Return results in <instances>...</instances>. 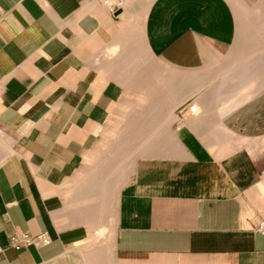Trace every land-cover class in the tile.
Segmentation results:
<instances>
[{
	"label": "crops",
	"instance_id": "obj_1",
	"mask_svg": "<svg viewBox=\"0 0 264 264\" xmlns=\"http://www.w3.org/2000/svg\"><path fill=\"white\" fill-rule=\"evenodd\" d=\"M121 3L0 0V264H264V89L226 63L232 3L152 0L140 19ZM139 105L152 129L172 112L174 138L119 167L113 143L66 199ZM44 232L49 245H11Z\"/></svg>",
	"mask_w": 264,
	"mask_h": 264
},
{
	"label": "rangeland",
	"instance_id": "obj_2",
	"mask_svg": "<svg viewBox=\"0 0 264 264\" xmlns=\"http://www.w3.org/2000/svg\"><path fill=\"white\" fill-rule=\"evenodd\" d=\"M151 1L152 0H122L121 6L129 11L136 9L138 14L137 16H139L140 19L143 13L146 12L147 6L150 5L149 3ZM230 2L234 7L237 19V37L234 44L232 45V49L226 57V63L236 65L233 67L236 69L234 74L241 77L242 83H251L254 86L256 85L257 91L263 90L264 70H261V68L264 69V62H262L264 59V33H259L260 29H264V0H257L252 3H248L244 0H230ZM136 59L137 57L133 52H131L130 55L127 56V60L129 62H133ZM231 68L228 72H232L233 69ZM138 79L142 78L138 75L136 76L133 74H129V81L130 83H132V85L134 84L135 86L138 82ZM132 88L135 89V87ZM141 101L145 102L146 99H141ZM173 115L174 114L172 112H168L162 115L161 126L164 129H152L149 128L147 122L153 121L154 117L157 115H154L152 109H147L142 105H139L138 108L127 110L123 115V119L119 118L111 121L106 129L102 132L100 142L94 153L86 160L84 167L78 172V174L70 179V182L68 183L69 191L66 194V199L72 198V195H74L78 188L77 180L87 175L88 171L94 165V162L99 155H108L113 143L114 152L118 156L116 166L119 167L122 164L120 160H127V165L131 166L133 162L135 164V160L139 157L153 154L156 151V143L158 142V139L160 137L164 136L173 139L174 137L172 132L169 129H166V127L170 125L169 121H173L175 119V116ZM127 125L130 126L129 129ZM124 134H126V136ZM119 144L121 145L119 146ZM132 171L133 169L129 172L128 178H130ZM121 187L116 192V197ZM112 195L113 194H109L107 198V202H110L111 204V201H113ZM98 235L102 236L100 234Z\"/></svg>",
	"mask_w": 264,
	"mask_h": 264
},
{
	"label": "built area",
	"instance_id": "obj_3",
	"mask_svg": "<svg viewBox=\"0 0 264 264\" xmlns=\"http://www.w3.org/2000/svg\"><path fill=\"white\" fill-rule=\"evenodd\" d=\"M108 2V0H105ZM1 18V13H0ZM197 111V107L188 106L184 104L180 107L179 113L181 117H185L187 113H195ZM258 231L264 233V221H261L257 227ZM11 245L16 250H19L28 245H35L37 247L49 245L52 242L50 235L46 232L39 233L37 235H32L30 233H15L11 236Z\"/></svg>",
	"mask_w": 264,
	"mask_h": 264
},
{
	"label": "bare ground",
	"instance_id": "obj_4",
	"mask_svg": "<svg viewBox=\"0 0 264 264\" xmlns=\"http://www.w3.org/2000/svg\"><path fill=\"white\" fill-rule=\"evenodd\" d=\"M240 2H241V1H240ZM258 6H259V5H258ZM255 9H256V8H255ZM260 9H261V8H260ZM249 13H250V12H249ZM263 15H264V13H263ZM258 19H259V18H258ZM260 25H261V24H260ZM261 26H262V25H261ZM262 27H263V26H262ZM262 27H261V28H262ZM261 32H262V34H263V33H264V29H260V33H259V34H261ZM254 33H255V32H254ZM254 33H253V34H254ZM257 35H258V34H257ZM250 36H251V35H250ZM250 36H249V37H250ZM262 36H263V35H262ZM262 36H261V37H262ZM257 37H258V36H257ZM254 38H256V37H254ZM258 38H259V37H258ZM252 39H253V38H252ZM263 41H264V40H263ZM251 52H252V51H251ZM133 59H134V58H133ZM130 61H131V60H130ZM132 61H133V60H132ZM262 62H264V59H263ZM258 63H259V62H258ZM260 63H261V62H260ZM257 65H258V64H257ZM249 66H250V65H249ZM258 66H259V65H258ZM252 67H253V66H252ZM255 67H256V66H255ZM255 67H254V68H255ZM249 68H250V67H249ZM255 69H256V68H255ZM256 70H257V69H256ZM261 70H264V69L261 68ZM243 71H244V70H243ZM258 71H259V70H258ZM249 72H250V71H249ZM260 72H261V71H260ZM260 72H258V73H260ZM250 73H251V72H250ZM242 74H243V73H242ZM263 74H264V73H263ZM252 75H253V74H252ZM252 75H251V76H252ZM245 76H246V75H245ZM250 80H251V79H250ZM244 81H245V80H244ZM249 82H250V81H249ZM245 84H246V83H245ZM206 104H207V103H206ZM170 116H171V115H170ZM173 116H174V115H173ZM170 118H171V117H170ZM169 122H170V121H169ZM132 133H133V132H132ZM128 134H129V133H128ZM124 135L126 136V134H124ZM132 135H133V134H132ZM152 136H153V135H152ZM246 142H247V141H246ZM244 143H245V142H244ZM122 144H123V143H122ZM120 145H121V144H119V146H120ZM124 146H126V145H124ZM142 148H143V147H142ZM135 150H136V149H135ZM138 150H139V149H138ZM144 151H145V150H144ZM114 153H115V152H114ZM115 154H116V153H115ZM127 159H128V158H127ZM121 170H122V169H121ZM125 171H126V169H125ZM127 171H128V170H127ZM118 172H119V171H118ZM125 173H126V172H125ZM115 174H116V173H115ZM121 175H122V173H121ZM123 175H124V174H123ZM115 176H116V175H115ZM119 176H120V175H119ZM121 177H122V176H121ZM123 177H124V176H123ZM109 178H110V177H109ZM119 178H120V177H119ZM107 181H108V180H107ZM109 182H110V181H109ZM110 184H111V183H110ZM114 186H115V184H114ZM114 186H113V187H114ZM102 187H103V186H102ZM104 187H105V186H104ZM107 187H108V185H107ZM110 188H111V186H110ZM115 188H116V186H115Z\"/></svg>",
	"mask_w": 264,
	"mask_h": 264
},
{
	"label": "water",
	"instance_id": "obj_5",
	"mask_svg": "<svg viewBox=\"0 0 264 264\" xmlns=\"http://www.w3.org/2000/svg\"><path fill=\"white\" fill-rule=\"evenodd\" d=\"M119 13H121V10H118V11H117V14H119Z\"/></svg>",
	"mask_w": 264,
	"mask_h": 264
}]
</instances>
